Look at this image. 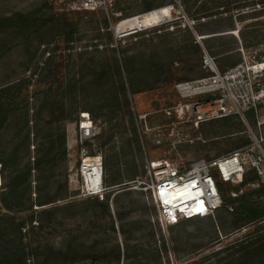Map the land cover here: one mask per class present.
Segmentation results:
<instances>
[{
	"label": "rangeland",
	"instance_id": "rangeland-1",
	"mask_svg": "<svg viewBox=\"0 0 264 264\" xmlns=\"http://www.w3.org/2000/svg\"><path fill=\"white\" fill-rule=\"evenodd\" d=\"M73 1L0 0V87L22 79L28 81L26 97L15 101L16 113L0 128V153L10 156L28 132L27 150L20 151L17 165L5 174L19 173L27 166L32 170L29 199L23 205L13 204L14 211L2 210L4 229L0 231V245L24 253L28 264H191L193 257L205 255H210L206 264H217L232 254L235 244L247 242L248 237L264 235V219L238 231L234 219L223 211L183 221L173 230L169 228L164 232L157 222L153 201L138 184L149 180L145 167L151 160L175 162L185 170L197 161L210 162L236 150H243L244 158H257L260 149L264 152V125L257 126V116H264V103L257 108L255 122L248 118V112L244 119L231 115L211 118L197 125L187 112L183 118L173 113L167 115L178 106L192 102L182 99L178 85L190 83L197 87L209 78L204 68L205 52L222 73L234 68L231 67L233 63L240 64L243 60L264 62V0H102L103 4L96 11L83 12L70 10L69 4ZM151 6L156 7L151 11L170 6L171 16L140 27L143 30L136 34H132L134 31L117 33L121 22L151 12L148 11ZM15 14L28 15L31 19L14 24L4 22ZM65 16L68 19L65 20ZM104 17L109 28L102 25L98 29L97 22ZM69 19L78 23L72 40L68 34ZM26 24L29 36H26L29 30L24 29ZM32 25L36 27L31 28ZM195 26L199 29L194 30ZM196 31L221 33L199 36ZM109 33L114 41H110ZM189 36L200 47V60L192 52ZM210 37H213L211 51L202 44ZM104 45L114 48L116 54L105 51L99 55L94 53V57L144 54L143 71L138 80L126 83L128 109L100 119L90 115L96 136L93 143H88L89 150L91 154L101 155L103 167L104 161L109 160V175L115 172L126 179L136 173L138 178L135 177L137 181L126 189L82 199L79 198L81 180L77 177L80 155L75 141L80 114L77 121L61 120L60 107L51 104L48 106L51 111L44 113L45 121L36 126L33 112L43 108L42 98L48 88L56 91L72 79L79 81L81 74L76 67L81 61L79 54L91 52L94 46L101 50ZM259 84L264 86V77ZM27 111L28 128L22 123ZM226 118L229 121H224ZM254 137L260 149L241 146L242 141ZM49 141L55 143L58 160L53 179L35 166L40 146L49 145ZM238 143L240 146L236 148ZM245 168L244 175L248 179L257 174L248 160ZM261 169L264 174V164ZM225 184L231 188L226 198L259 188L252 182L242 188L240 183ZM259 184L263 186L261 197L254 194L250 198H261L264 202V175L259 176ZM50 185H53L51 193L58 196L57 202L38 206V196H44V190ZM237 189L239 191H235ZM109 194H112L110 210L106 213L105 196ZM68 202L76 204L67 207ZM55 207L59 210L54 211ZM218 215L227 219L228 236L210 229L211 222L219 221ZM20 224L24 225L19 234L16 229ZM170 238L173 242L169 247L173 251L164 253L160 250L163 240L169 242ZM124 242L128 245L129 260L121 256L118 261L116 245L119 244L123 254ZM222 248L223 254H213Z\"/></svg>",
	"mask_w": 264,
	"mask_h": 264
},
{
	"label": "trees",
	"instance_id": "trees-1",
	"mask_svg": "<svg viewBox=\"0 0 264 264\" xmlns=\"http://www.w3.org/2000/svg\"><path fill=\"white\" fill-rule=\"evenodd\" d=\"M188 2V0H185ZM156 7H148V11L155 9ZM98 13V12H97ZM95 14V13H93ZM31 18L28 15L23 14H15L12 18H5L4 22L13 23V22H28ZM68 19L65 16V20ZM70 29L68 34L69 40H72L73 33H75V29L78 27V23L70 20ZM68 25V22H66ZM14 24V23H13ZM105 26V28H109L107 19L104 17L100 21L97 22V26L100 29V26ZM203 27H207L208 24H202ZM36 27L34 25L31 26ZM29 25L26 24L24 29H28ZM199 29V26H195L194 30ZM29 30V29H28ZM232 30V29H231ZM25 31V30H24ZM197 32V31H196ZM23 35V31L21 32ZM199 36L203 35H212L221 32L209 31V33H204L202 31L197 32ZM29 32H27L26 36H29ZM220 37V36H216ZM110 41H114L111 34L109 33ZM213 37L204 39L202 41L203 46L211 51V39ZM190 47L192 48V52L199 56L200 60V47L196 43V40L189 36ZM91 51H84L80 55L81 61L76 64L78 67V72H80L81 77L79 81L72 79L69 83L62 84L57 88L58 90L53 91L52 87L48 88V92L43 94L42 98V106L39 111H35V124L38 126L45 121L44 113L50 112L48 106L51 104H56L60 107V119L64 121H77L78 114L87 112L94 119H100L101 117L107 116L108 114H113L115 111H120L121 109H128L129 102L127 97V87L126 83H131L133 81L138 80L143 71L142 62L144 59V54H136L134 56H128L126 54H121V57L114 56L116 50L114 48H109L108 45H104L105 48L101 50L96 46ZM108 49V50H107ZM111 50V51H110ZM105 51H109L114 53L112 58L109 57H94V53L103 54ZM209 51V52H210ZM138 63V64H137ZM238 63H233L231 67L236 66ZM136 66L140 68L135 69ZM229 69V68H228ZM28 81L27 79H22L17 82L6 83L0 87V128L3 127L7 120L14 116L16 110L13 109L14 103L19 98L26 97V93L28 92ZM261 108V105H260ZM248 118L253 122L256 121L254 111L248 112ZM29 113L28 111L25 113V119L23 120L24 127L28 128L29 125ZM68 120V121H69ZM224 121H229V119H224ZM64 126V125H63ZM63 144L65 142V133L62 134ZM242 147H249L252 145V140L248 138L242 141ZM30 138L29 133L25 135V139L22 141L21 145H17L10 156H5V154L0 153V161L2 163V191L0 193V231L4 229L2 221V210L14 211L13 204L23 205L25 200L29 199L28 196L32 193V188L30 184L31 177V168L27 166L24 170L19 173L9 174L6 176V171L9 168L17 165V161L20 160V151L29 146ZM238 143L236 148L239 147ZM56 147L53 141H49V145H41L38 151V158L35 159V166L37 169L42 168V172L45 174L49 173V179H53L54 170L57 167V156H56ZM233 152V151H232ZM231 153V152H230ZM66 153L63 152V156ZM104 186L105 188L112 189H126L129 187V184L132 182H136L138 175L133 173L125 178H121L117 173L111 172L110 175L107 173L109 171V160L106 159L104 161ZM43 166V167H42ZM255 172V170H253ZM216 179V185L218 191L221 196L222 205L217 210L218 212L223 211L228 213L235 221V230L240 231L242 228L249 226L251 224L258 223L264 219V202L261 198L257 200H252L250 195H259L261 197V193L263 192V186L259 184V175L254 174L253 178L248 179L246 175L243 176L242 182L240 183V187H246L248 184L257 183L259 188L257 191H251V193H245L243 195H238L234 198H226L225 194L231 191V188L228 187V184L222 183ZM54 184V182H53ZM53 185L48 186L44 190V196H38V206H45L55 204L57 202V197L55 194H52L50 188ZM239 191V189L235 190ZM109 192V191H108ZM238 193V192H236ZM112 194L106 195V203L104 204L105 212H109L110 210V197ZM116 197H114L113 202L116 201ZM76 202H68L67 207H74ZM32 206V205H31ZM54 211L59 210L58 207L54 208ZM193 220V219H192ZM218 220L216 223L211 222L209 224L210 229L212 231H218L222 236H228L229 232L226 231V220H223L218 215ZM191 220H186L188 222ZM183 222V221H182ZM237 222V223H236ZM179 222L178 224H180ZM178 224L170 227L172 230ZM24 224H20L16 231L20 234L21 228ZM123 233V227L120 229ZM1 236V233H0ZM169 242L162 243V247L160 250L163 252L173 251V248L169 247L172 244L173 240L170 238ZM116 251L118 255V261L123 256V259L126 261L129 260L128 256V245L124 242V253L122 254L119 244L116 245ZM223 248L217 250L213 254L215 256L223 254ZM23 253V252H22ZM227 258H222L218 261L217 264H264V235L260 236H252L247 238V242L237 243L234 245V250L231 252ZM210 255H205L201 258H192L191 264H206L209 260ZM28 259L26 255L23 253H18V250L7 248L4 249L3 246L0 245V264H28Z\"/></svg>",
	"mask_w": 264,
	"mask_h": 264
},
{
	"label": "built area",
	"instance_id": "built-area-1",
	"mask_svg": "<svg viewBox=\"0 0 264 264\" xmlns=\"http://www.w3.org/2000/svg\"><path fill=\"white\" fill-rule=\"evenodd\" d=\"M101 1L75 0L69 4V8L80 12L96 11L103 4ZM142 30L141 28L134 30L132 34ZM197 39L201 41L200 37ZM241 53L244 55V51ZM204 68L210 76L201 81L200 86L194 87L190 83L177 86L182 99H190L192 102L171 110L168 116L173 113L183 118L187 112L189 117L195 119L197 125L211 118L231 115H239L244 119L245 112L249 111L257 114L258 106L264 103V86L259 84L264 77V62L248 63L247 60H243L234 68L222 73L205 52ZM187 86L196 92L187 93ZM263 125L264 116H257V126L261 128ZM95 136L96 128L90 114L80 113L75 141L80 155L77 177L81 180L79 198L82 199L98 197L110 190L104 186L101 155L91 154L89 150L88 143H93ZM251 140L252 146L260 149L256 137ZM242 151H233L210 162L200 160L185 170L168 160L148 161L145 169L149 180L138 182V184L153 201L157 211V222L161 229L165 232L179 222L213 216L222 205L215 176L223 183H241L248 160L251 167L262 177L264 152L260 149V155L257 158L254 156L244 158ZM2 170L0 161V193L3 185ZM196 202H199L201 210H192V207H196Z\"/></svg>",
	"mask_w": 264,
	"mask_h": 264
},
{
	"label": "bare ground",
	"instance_id": "bare-ground-1",
	"mask_svg": "<svg viewBox=\"0 0 264 264\" xmlns=\"http://www.w3.org/2000/svg\"><path fill=\"white\" fill-rule=\"evenodd\" d=\"M171 16V7L170 6H166L164 8L155 10V11H151L145 15L142 16H137L131 19H127L123 22L120 23V25L118 26V33L119 34H123V33H131L132 31L142 27V26H146V25H151V24H155L158 22L163 21L165 18H168ZM186 92H196V90H190L188 88V86L186 87ZM195 204L196 207H192V210L196 211V210H201L202 207L200 206L199 202H196Z\"/></svg>",
	"mask_w": 264,
	"mask_h": 264
},
{
	"label": "water",
	"instance_id": "water-1",
	"mask_svg": "<svg viewBox=\"0 0 264 264\" xmlns=\"http://www.w3.org/2000/svg\"><path fill=\"white\" fill-rule=\"evenodd\" d=\"M116 189H118V188H117V187H116V188H112V189H110L109 191H111V190L113 191V190H116Z\"/></svg>",
	"mask_w": 264,
	"mask_h": 264
}]
</instances>
